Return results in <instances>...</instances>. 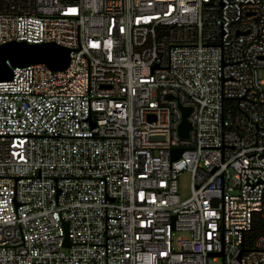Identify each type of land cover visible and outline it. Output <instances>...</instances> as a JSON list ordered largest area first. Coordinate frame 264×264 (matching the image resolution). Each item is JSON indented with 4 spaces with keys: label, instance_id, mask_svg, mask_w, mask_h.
<instances>
[{
    "label": "built area",
    "instance_id": "obj_1",
    "mask_svg": "<svg viewBox=\"0 0 264 264\" xmlns=\"http://www.w3.org/2000/svg\"><path fill=\"white\" fill-rule=\"evenodd\" d=\"M9 41L69 60L0 80V264H264V0H0Z\"/></svg>",
    "mask_w": 264,
    "mask_h": 264
},
{
    "label": "water",
    "instance_id": "obj_2",
    "mask_svg": "<svg viewBox=\"0 0 264 264\" xmlns=\"http://www.w3.org/2000/svg\"><path fill=\"white\" fill-rule=\"evenodd\" d=\"M69 60V49L53 42L27 43L25 41H9L0 44V80L10 79L11 67L25 66L28 64L44 63L52 70L64 69ZM182 117L178 125V134L187 138L189 122L187 114L189 107L180 106ZM183 149L174 150V157Z\"/></svg>",
    "mask_w": 264,
    "mask_h": 264
},
{
    "label": "rangeland",
    "instance_id": "obj_3",
    "mask_svg": "<svg viewBox=\"0 0 264 264\" xmlns=\"http://www.w3.org/2000/svg\"><path fill=\"white\" fill-rule=\"evenodd\" d=\"M259 75L264 78V70L259 71ZM189 183H190V174L189 172H183L178 178L179 192L182 196H186L189 194ZM220 264L218 260L216 263Z\"/></svg>",
    "mask_w": 264,
    "mask_h": 264
},
{
    "label": "trees",
    "instance_id": "obj_4",
    "mask_svg": "<svg viewBox=\"0 0 264 264\" xmlns=\"http://www.w3.org/2000/svg\"><path fill=\"white\" fill-rule=\"evenodd\" d=\"M262 227V225H260ZM260 229V228H259Z\"/></svg>",
    "mask_w": 264,
    "mask_h": 264
}]
</instances>
